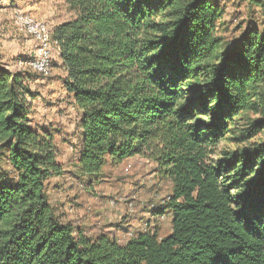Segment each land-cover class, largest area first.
I'll return each mask as SVG.
<instances>
[{"label": "trees", "instance_id": "16d2710c", "mask_svg": "<svg viewBox=\"0 0 264 264\" xmlns=\"http://www.w3.org/2000/svg\"><path fill=\"white\" fill-rule=\"evenodd\" d=\"M64 1L75 17L52 37L79 172L94 182L109 162L154 160L173 182L154 209L171 232L119 243L61 218L54 134L31 125L30 75L0 54V264H264V26L226 40L219 0Z\"/></svg>", "mask_w": 264, "mask_h": 264}, {"label": "rangeland", "instance_id": "374dc122", "mask_svg": "<svg viewBox=\"0 0 264 264\" xmlns=\"http://www.w3.org/2000/svg\"><path fill=\"white\" fill-rule=\"evenodd\" d=\"M219 1L225 7V15L218 22V29L226 40H237L250 20L264 26V10L260 7L254 6L252 13L246 0ZM18 13L45 21L53 30L73 19L75 13L64 0H0V54L11 71L21 72L27 78L30 75L27 82L34 93L31 125L50 129L58 146L62 170L46 182L51 204L66 222L86 228L92 236L108 233L119 243L139 230H157L161 237L169 234L170 216L156 214L154 209L166 203L173 182L161 173L154 160L136 155L109 162L94 182L80 174L76 145L78 112L64 86L66 74L59 66L57 43L50 74L34 71L30 59L35 42L16 25ZM225 146L222 142L217 150Z\"/></svg>", "mask_w": 264, "mask_h": 264}, {"label": "built area", "instance_id": "2783aa9c", "mask_svg": "<svg viewBox=\"0 0 264 264\" xmlns=\"http://www.w3.org/2000/svg\"><path fill=\"white\" fill-rule=\"evenodd\" d=\"M15 23L19 29L35 42V51L30 59V65L34 71L42 75L51 72L54 45L53 29L45 21L35 19L31 15L18 13Z\"/></svg>", "mask_w": 264, "mask_h": 264}, {"label": "crops", "instance_id": "0c3cea01", "mask_svg": "<svg viewBox=\"0 0 264 264\" xmlns=\"http://www.w3.org/2000/svg\"><path fill=\"white\" fill-rule=\"evenodd\" d=\"M5 42L7 43V41H4V43H5ZM58 61L61 63V60H60L59 58H58ZM60 63H59V64H60ZM62 70H63V69H62ZM98 212H99V211H98ZM101 213H102V214H105L104 211H103V212L101 211ZM82 226H84V225H82ZM81 229H82V228H81ZM84 231L87 232L88 230H86V228H85ZM88 232H89V233H88ZM88 232H87L88 234H92L90 231H88Z\"/></svg>", "mask_w": 264, "mask_h": 264}]
</instances>
